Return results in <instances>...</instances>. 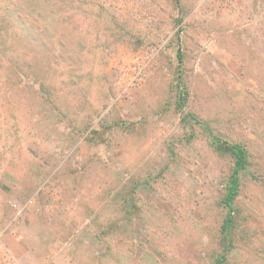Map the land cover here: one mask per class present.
<instances>
[{
	"label": "rangeland",
	"instance_id": "rangeland-1",
	"mask_svg": "<svg viewBox=\"0 0 264 264\" xmlns=\"http://www.w3.org/2000/svg\"><path fill=\"white\" fill-rule=\"evenodd\" d=\"M9 1L0 264H218L234 160L187 112L249 149L224 264H264V0Z\"/></svg>",
	"mask_w": 264,
	"mask_h": 264
},
{
	"label": "trees",
	"instance_id": "trees-1",
	"mask_svg": "<svg viewBox=\"0 0 264 264\" xmlns=\"http://www.w3.org/2000/svg\"><path fill=\"white\" fill-rule=\"evenodd\" d=\"M54 5H61L65 0H52ZM4 3V4H1ZM9 0H0L1 5H5L4 15L13 14V17L16 19H20L21 12L17 8L10 7ZM41 16V12L39 13V17L32 13L33 19H38ZM177 59L179 62V66H181L185 60L184 53L182 51V47L179 46L177 50ZM179 87V95H178V104L183 107L186 105V100L188 99V91L186 89L185 83L182 80V76L180 74V78L178 80ZM186 118L191 121L198 123L204 130H206L211 138L212 143L214 144L217 152L221 154L229 153L233 157L234 165L233 170L229 176L226 194L223 197L222 203L227 208V214L222 224L221 233H222V243H223V253L220 255L218 260V264H224V261L227 259V254L232 250L234 245V236H235V227H236V213L237 207L235 204V199L239 196L241 192V173L245 172L251 161H250V152L246 145L242 143L232 142L220 134L216 133L210 125L196 117L192 112L186 113Z\"/></svg>",
	"mask_w": 264,
	"mask_h": 264
}]
</instances>
